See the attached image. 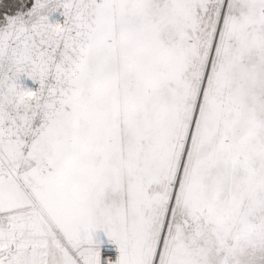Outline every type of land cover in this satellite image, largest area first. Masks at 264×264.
Instances as JSON below:
<instances>
[{
	"label": "snow or ice",
	"instance_id": "6c2138e0",
	"mask_svg": "<svg viewBox=\"0 0 264 264\" xmlns=\"http://www.w3.org/2000/svg\"><path fill=\"white\" fill-rule=\"evenodd\" d=\"M0 264H264V0H0Z\"/></svg>",
	"mask_w": 264,
	"mask_h": 264
},
{
	"label": "rangeland",
	"instance_id": "374dc122",
	"mask_svg": "<svg viewBox=\"0 0 264 264\" xmlns=\"http://www.w3.org/2000/svg\"><path fill=\"white\" fill-rule=\"evenodd\" d=\"M51 18H52L54 21H55V20H63V16L60 14V12H54V13L52 14V17H51ZM23 82H24V84H25L26 86H28V87H33V88H35V87H38V86H39V85H38V82L33 81L31 78H27V77H25V78H23ZM99 235H100V237L104 240L105 243H112V242L108 241L106 234H104V233L102 232V230H101V232L99 233ZM105 243H104V244H105ZM113 244H114V243H113ZM117 249H118V247H117Z\"/></svg>",
	"mask_w": 264,
	"mask_h": 264
},
{
	"label": "built area",
	"instance_id": "2783aa9c",
	"mask_svg": "<svg viewBox=\"0 0 264 264\" xmlns=\"http://www.w3.org/2000/svg\"><path fill=\"white\" fill-rule=\"evenodd\" d=\"M103 251L111 253L113 256L118 254V249L117 246L113 243H105Z\"/></svg>",
	"mask_w": 264,
	"mask_h": 264
},
{
	"label": "clouds",
	"instance_id": "9594fccd",
	"mask_svg": "<svg viewBox=\"0 0 264 264\" xmlns=\"http://www.w3.org/2000/svg\"><path fill=\"white\" fill-rule=\"evenodd\" d=\"M62 27V25H57V28Z\"/></svg>",
	"mask_w": 264,
	"mask_h": 264
}]
</instances>
